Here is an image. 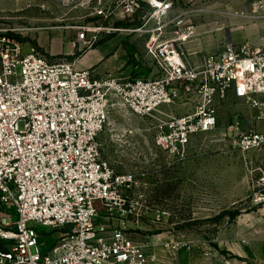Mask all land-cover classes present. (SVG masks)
<instances>
[{
  "label": "built area",
  "instance_id": "2783aa9c",
  "mask_svg": "<svg viewBox=\"0 0 264 264\" xmlns=\"http://www.w3.org/2000/svg\"><path fill=\"white\" fill-rule=\"evenodd\" d=\"M175 5L108 0L98 15L130 19L141 11L140 24L78 27L80 50L93 47L101 30L156 31L147 43L152 76H96L76 59H52L17 34L0 33V264H157L126 226L129 216L141 215L127 193L136 174L116 170L103 156L100 135L118 103L152 120L155 143L184 157L194 134L216 127L217 103L232 93L261 121L242 132L238 145L264 146V42L228 40L193 61L181 44L197 34L194 9ZM175 98L193 108L176 114ZM30 221L64 233L43 249ZM212 264L262 263L217 256Z\"/></svg>",
  "mask_w": 264,
  "mask_h": 264
},
{
  "label": "rangeland",
  "instance_id": "374dc122",
  "mask_svg": "<svg viewBox=\"0 0 264 264\" xmlns=\"http://www.w3.org/2000/svg\"><path fill=\"white\" fill-rule=\"evenodd\" d=\"M229 1L226 9L238 16L237 26L253 24L264 38V0ZM107 4L108 0H0V33L13 32L52 59L73 58L99 49L98 44L82 50L74 44L79 26L132 29L140 24L141 11L130 19L119 12L110 19L98 15L97 11ZM129 29L100 31V43L109 35L123 38L118 62H125V67L109 66L104 75L155 74L147 43L156 31ZM67 42L75 46L74 55L50 54ZM102 48L104 64L112 54L109 48L106 51L107 45ZM138 65L146 74L137 72ZM217 107L216 127L194 134L184 157L160 148L154 141V122L120 103L111 108L107 128L100 135L103 156L116 170L136 174L127 193L141 215L139 221L129 216L126 226L133 238L145 244L148 256L157 264H197L196 260H216L217 256L264 260V146L243 150L238 145L242 132L259 127L261 121L255 109L232 93L218 101ZM192 108L193 104L176 98L171 104L176 114ZM128 129H134V133L129 134ZM10 210L16 219L14 207ZM115 215V221L120 222V216ZM28 224L37 228L43 249L64 233L37 221Z\"/></svg>",
  "mask_w": 264,
  "mask_h": 264
},
{
  "label": "crops",
  "instance_id": "0c3cea01",
  "mask_svg": "<svg viewBox=\"0 0 264 264\" xmlns=\"http://www.w3.org/2000/svg\"><path fill=\"white\" fill-rule=\"evenodd\" d=\"M175 2L176 10H180L181 8L194 9L192 18L196 24L197 34L184 40L181 44V48L185 55L193 61L199 60L206 52L221 48L223 43L228 40L240 42L246 41V39H252L251 42L253 43L264 42V38H260L258 29L253 24L237 26L239 21L238 16L226 9L230 7L229 5L232 1L175 0ZM57 39L58 38H54V41ZM122 39L123 38L121 36L109 35V37L103 39L104 41L98 43L97 46L99 49L92 48L90 51L81 53L78 56L70 59H76V65L78 68L90 67L92 68L94 75L102 76L104 75V72L108 70L107 67L109 66H111V68L125 67V62H121V64L118 62L119 57L122 56V53L120 52V48L122 46L120 43ZM56 42L52 41V43ZM104 45H107L106 51L109 48L111 50L110 54L112 55L109 61H106L103 64L105 54L103 53L102 46ZM118 49L120 50L118 51ZM58 53L72 56L75 53V46L70 45V43L67 42L60 48L52 49L50 52L51 55ZM135 69H137V72L139 73L146 74L145 68L143 66L140 67L138 65L135 67ZM187 103L190 104V102ZM212 261L213 260H196V263L212 264ZM260 263L264 264V260H260Z\"/></svg>",
  "mask_w": 264,
  "mask_h": 264
},
{
  "label": "trees",
  "instance_id": "16d2710c",
  "mask_svg": "<svg viewBox=\"0 0 264 264\" xmlns=\"http://www.w3.org/2000/svg\"><path fill=\"white\" fill-rule=\"evenodd\" d=\"M17 36H18V35H17ZM18 37H19V36H18ZM102 41H104V40H101V42H102ZM98 43H100V42H96L95 45L98 44Z\"/></svg>",
  "mask_w": 264,
  "mask_h": 264
}]
</instances>
